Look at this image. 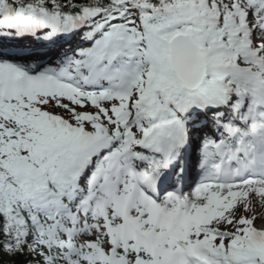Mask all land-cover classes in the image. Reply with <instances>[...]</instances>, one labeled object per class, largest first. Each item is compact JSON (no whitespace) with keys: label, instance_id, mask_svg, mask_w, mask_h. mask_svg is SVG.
Here are the masks:
<instances>
[{"label":"snow or ice","instance_id":"obj_1","mask_svg":"<svg viewBox=\"0 0 264 264\" xmlns=\"http://www.w3.org/2000/svg\"><path fill=\"white\" fill-rule=\"evenodd\" d=\"M0 264H264V0H0Z\"/></svg>","mask_w":264,"mask_h":264}]
</instances>
